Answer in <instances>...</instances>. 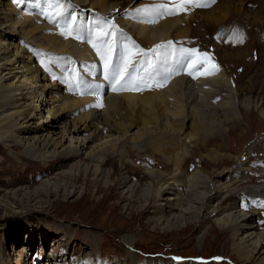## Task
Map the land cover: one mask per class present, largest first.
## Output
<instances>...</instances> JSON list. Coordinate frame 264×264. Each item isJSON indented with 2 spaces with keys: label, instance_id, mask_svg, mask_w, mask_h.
Segmentation results:
<instances>
[{
  "label": "bare ground",
  "instance_id": "6f19581e",
  "mask_svg": "<svg viewBox=\"0 0 264 264\" xmlns=\"http://www.w3.org/2000/svg\"><path fill=\"white\" fill-rule=\"evenodd\" d=\"M209 1L212 4L218 2L215 7H218L219 11L216 12L219 15L216 13V16H211L209 9H204ZM236 1L206 0L203 6L186 4L185 10H178L182 13L181 16L165 14L162 18L156 9L163 4L148 3L129 9L124 18L116 19L117 27L114 30L122 28L124 34L136 36L145 52L153 55L156 61L158 59L164 62L167 57L173 60L185 59L187 49L183 47L169 49L167 56L163 55L164 49H160V56L154 55L150 50L157 45L167 44L171 39L188 37L191 32L190 22L198 13L216 22L228 16L231 10L241 9L237 7ZM240 1L244 5L257 1L259 6H256L254 14H250H253L254 22L264 21V0ZM36 2L37 0H0V141L7 147L15 142L22 146L24 155L30 153L34 160L46 166L49 162L63 163L74 159L80 155V148L87 146L88 142L110 137L116 132L120 142H111L106 151L109 156H115L123 166L125 157L131 153L127 144L130 139H135L129 132L133 127H138V140L143 142L141 151L150 149L155 154H163L166 163H162V166L168 167L170 164L172 169L165 173L161 169L152 168L148 171V181L144 183H134L131 176L122 174L117 184L129 198L130 204L136 197H144L146 204L155 199L153 206L149 208V222L168 229L179 228L184 223L208 215L219 228L229 230L232 238L231 254L238 264H264V145L261 144L264 135L262 133L260 138L256 137L249 148V153L257 154L256 158L248 157L249 153L245 154L247 157H242L240 148L236 149V153H239L236 156L224 153L231 149L230 144L224 145L229 134L227 131L232 130L242 137L246 131L241 126L250 123V113L255 112L254 116L258 113L264 119V80L260 81L261 73L256 72L254 80L250 77L249 87L246 86L250 95L243 96L245 88L236 84L231 75L210 58L199 62V70L193 72L197 74L196 77L180 75L182 68L179 59L173 62L167 60L171 66H165V62L158 65V81L164 83L163 87H156L155 84L152 93L147 91L146 94L144 91L145 94L143 92L139 96L134 94L135 91H114L112 81L105 79L103 62L99 61L100 57L89 43L87 32L88 29L95 30L98 24L103 25V15L111 12L115 6L104 5L100 14L96 15L91 10L86 16L81 11V6L89 4L92 9L99 4L97 0H63L72 7L58 20L57 25L48 26L46 23H52L51 21L35 16L38 9L34 7ZM40 3L43 6V0ZM178 4L170 9L177 10ZM145 9L148 11H144ZM71 16L76 17V24L82 22L80 16L88 17L86 22L79 25L80 30L73 32L78 33L81 38L72 43L66 39L69 35L61 34L64 29L62 25L68 23ZM149 20L156 22L149 23ZM42 29L53 31V35L44 34ZM114 44L115 48L120 46L119 38L116 43L114 40ZM98 46L103 47L99 42ZM228 55L233 58L240 54L229 51ZM83 58L86 62L98 65L95 71H90L91 76L101 67V77L97 75V80L88 78ZM17 62L22 63V80L17 78ZM90 62L88 64L93 65ZM183 66L185 68V64ZM83 78L93 82H85ZM95 83L99 89L95 87ZM107 86H110L111 91L105 97L103 91ZM39 89L47 94L46 106L49 107L50 119L35 123V110H39L35 101ZM98 91H101L98 96L94 95ZM140 92L142 91L138 93ZM27 93L31 95L28 97ZM25 98L31 99L34 104L22 102ZM101 104L102 107L97 106ZM67 118L73 119L69 121ZM55 127H63L64 132L60 134ZM53 129L55 134H60L61 139L54 137L55 134L51 131ZM75 133L88 135L81 139L80 147L63 142L68 134ZM211 134H215L214 137L217 136L219 140L217 148L211 147L214 144ZM109 140L111 139L106 141ZM257 141L260 142L258 145L255 144ZM188 142L194 148L203 150L201 165L196 166L193 171L187 163L190 157ZM154 160L152 163H156ZM145 163L152 164L150 160ZM186 163L188 167H184ZM205 163H211L218 169H199ZM126 167L125 164L123 169ZM105 175L111 176L112 172L104 173V169L97 166L96 177ZM225 175H231L230 181L226 180ZM51 180L45 179L47 188ZM223 193L224 197L221 196ZM217 197H221V201L214 206L211 203ZM211 232L206 231L198 242H207ZM192 238L193 235L190 239ZM124 242L129 247V253H133L134 243L131 239L124 238ZM22 253L27 251L22 250ZM31 261V258L25 261L18 259L17 263L31 264Z\"/></svg>",
  "mask_w": 264,
  "mask_h": 264
},
{
  "label": "rangeland",
  "instance_id": "374dc122",
  "mask_svg": "<svg viewBox=\"0 0 264 264\" xmlns=\"http://www.w3.org/2000/svg\"><path fill=\"white\" fill-rule=\"evenodd\" d=\"M177 1V3L180 2V0ZM97 2L99 4H96L92 9L89 4L81 6L83 8L81 11H84L86 16L91 10L97 15L103 10L102 6L114 5L115 8L111 12L103 15L105 21H110L114 25L116 24L115 20L124 18L129 9L148 3L163 4L156 0H97ZM172 2L173 6L170 7L174 8L177 3L173 0ZM196 2L201 6L206 4V0L202 2L196 0ZM236 2L238 3L237 7L239 6L241 9L231 10L228 16L222 17L216 22L208 20L204 17L205 15L198 13L190 22L191 32L188 37L171 39L168 42H171L172 49L179 47L187 50L193 49L202 56H198L195 52L194 60L174 59H179L178 61L181 62L184 60L182 63L179 62L182 69L181 73L178 72V74L187 76L189 72L198 71L199 64L210 58L227 71L236 81V84L243 86L245 88L243 96H248L250 90L247 87H249L248 80L250 77H253L254 80L255 73L259 72L261 73L260 81L263 82L264 80V21L254 22L255 19L252 18L256 6H259L257 1L256 3L254 1L252 3L247 2L245 5L243 1L237 0ZM217 4L218 2L212 4L209 1L204 9H209L210 13H208L211 16H216V13L219 15V12H216L219 11L218 7H215ZM163 6L169 7L165 4ZM210 8H214L215 10H212L215 12ZM40 13L41 9L38 8L35 16L43 20L44 16ZM176 15L181 16L182 13L177 11ZM80 17L82 22L88 20V17ZM218 17L220 18V16ZM82 22L77 24L82 25ZM48 24L57 25V23L47 22L46 25ZM65 25L63 24L62 27L64 28ZM42 30H44V34L51 33L53 35V31ZM122 31H124L122 28H117L115 31V43L119 38V47L121 48L118 47L114 50V65L115 62L117 65L120 64V55L125 45L132 47L134 44L139 49L144 50L136 36L126 35ZM117 33L120 35L118 36ZM77 35L79 36L78 33H72L69 35L71 38L66 35L68 36L66 39L71 43L75 42L79 40L76 38ZM1 37L0 35V39ZM229 51L240 55L232 58L228 55ZM97 55L100 57L99 54ZM136 57L132 67L138 70V74L143 65L142 68L148 73L143 77H151L153 68L152 77L153 79L156 78L152 85L160 82L158 81L160 79L158 65L165 62V66L169 67V65L171 66L169 62L174 61L170 57H167L164 62L158 59L156 61L155 57L150 54L147 57L139 55ZM147 60L151 61L152 67L147 66ZM99 61L103 62L101 58ZM89 62L86 60L84 62L87 74L91 70L95 71L94 69L98 66L93 62H90L93 65L88 64ZM102 64L104 65V62ZM182 64L196 65L195 67L184 68ZM21 65V62L16 63V66H19L17 78L20 80L24 79L21 76L23 73ZM132 67L130 71L133 70ZM101 72V67H99L97 72L93 76L88 75V78L97 80V75L101 77ZM193 75L197 76V74ZM83 80L93 82L87 78H83ZM257 80L255 79V81ZM95 87L99 89L97 84ZM105 89L106 97L111 91L110 86ZM153 89L145 90L146 94H148L147 91L152 93ZM158 89L161 91L160 88ZM159 90L156 91L159 92ZM99 92L101 91L94 95L98 96ZM126 92L129 91L126 90ZM138 92L132 91L137 96L144 91ZM30 95L27 93L28 97ZM46 101L47 94L39 89L37 101H35V104L39 106V110H35L37 115L34 119L35 123L50 119ZM22 102L34 104L28 98L23 99ZM254 115L255 112L254 114L250 113L248 115L251 118L250 123L248 124L246 121L247 124L244 122L246 126L245 124L241 126V129L246 131L244 136L239 137L232 130L226 132L229 134L224 145L230 144L231 149L224 151V153L236 156L239 154L236 153V149L240 148L242 157H247L245 154L250 152L249 148L257 139L256 137L260 138L262 133L264 135V119L258 113L256 116ZM72 119L67 118L69 121ZM54 129H57L56 131H59L60 134L64 132L63 127H55ZM54 129L51 130L53 135L56 132ZM138 131V127H133L129 132L135 139H130L127 144L131 153L125 157L123 166L120 165L115 156H109L106 151L107 145L111 142H120L119 134L116 132H113L114 134L110 137L88 142L87 146L80 148V155L74 159L66 160L63 163L59 161L49 162L46 166L34 160L30 153L24 155L22 146L15 142L7 147L3 141H0V264H18V259L25 261L27 258L32 259L31 264H189L192 262L196 264H238L235 256L231 254L232 238L229 230L219 228L208 215L184 223L179 228L168 229L162 228L158 224L152 225L149 222V216H151L149 208L153 206L155 199L146 204L144 197H136L130 204L129 198L122 193V189L117 184L122 174L131 176V181L134 183H144L148 181L150 169L158 168L165 173L172 169L170 164L168 167L162 166V163H166L163 154H155L150 149L141 151L143 142L138 140ZM60 134H55L54 137L61 139L59 138ZM87 136V133L68 134L63 142L65 144L73 143L80 147L81 139ZM214 136L215 134L211 136L214 139V144L211 147L217 148L219 140L217 136ZM108 139L111 140L106 141ZM258 143L260 142H255L257 145ZM261 144L264 145V140ZM188 145L190 157L187 163L191 167L190 170L193 171L196 166L201 165L203 150L194 148L191 142H188ZM248 157L256 158L257 154L249 153ZM148 160L151 163L154 160L156 163H145ZM187 163L184 167H188ZM125 164L127 167L123 169ZM97 166L103 168L104 173L111 171L112 175L96 177ZM211 168L218 169L211 163L208 165L205 163L199 167V169L206 171H210ZM63 171L68 172L62 173ZM225 176H227L226 180L230 181L231 175ZM50 178L52 180L48 189L44 181ZM70 192H73V195H70ZM221 196L224 197L225 193ZM219 201H221V197L215 198L211 204L216 206ZM208 230L212 232L207 242H198V239ZM192 235L193 238L190 239ZM124 238H129L134 243H132L133 253H129V247L124 242ZM22 250H26L27 253L23 254Z\"/></svg>",
  "mask_w": 264,
  "mask_h": 264
},
{
  "label": "snow or ice",
  "instance_id": "6c2138e0",
  "mask_svg": "<svg viewBox=\"0 0 264 264\" xmlns=\"http://www.w3.org/2000/svg\"><path fill=\"white\" fill-rule=\"evenodd\" d=\"M186 4L201 6L196 4L195 0H180L179 4L177 5V10H172L160 6L156 9V11L162 18V16L165 14H176V11L178 10H185ZM34 7L40 8V14L43 15L46 19H48L52 23H57L61 17L66 15L68 9L71 8L72 5L64 3L63 0H43L42 6L40 0H37V2L34 4ZM144 11L148 10L145 9ZM147 22L154 23L156 21L149 20ZM115 28L116 26L110 21H105L103 25L98 24L95 30L88 29V34L90 37L89 43L92 44V47L96 50L97 54L100 55L101 60L104 62L105 79H109L112 81L114 91H142L145 87H152L153 85L148 83L144 79V77L139 76L137 69L133 68L132 71H129V69L133 66V61L136 56H148V53L143 49H139L134 44L132 45V47H128L127 45H125L120 55V64H113V54L115 50L114 38L116 37V32L114 30ZM79 30L80 26L76 24V17L71 16L61 34L71 35L73 32H78ZM76 38L80 39L81 37L77 35ZM98 42L103 47H99ZM171 48L172 44L171 42H168L167 44L157 45L155 49L150 51H152L154 55L160 56L162 55L160 49H164L165 52L163 53V55L167 56L169 54L168 50ZM204 55L206 56L207 54ZM185 58L188 60H194L195 50H187V55ZM146 62L148 67H152L150 60H147ZM188 67H195V65L185 64V68ZM188 74L193 75V72H189ZM155 86L163 87L164 83L158 82ZM97 106L102 107L103 105L101 104Z\"/></svg>",
  "mask_w": 264,
  "mask_h": 264
}]
</instances>
